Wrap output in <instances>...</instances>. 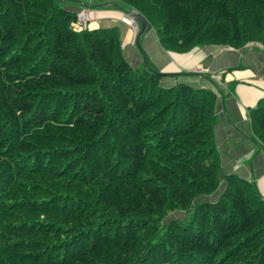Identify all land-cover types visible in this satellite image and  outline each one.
I'll return each instance as SVG.
<instances>
[{"label": "trees", "instance_id": "1", "mask_svg": "<svg viewBox=\"0 0 264 264\" xmlns=\"http://www.w3.org/2000/svg\"><path fill=\"white\" fill-rule=\"evenodd\" d=\"M96 1L172 53L264 46V0ZM76 21L60 0H0V264H264V198L223 173L218 93L164 86L116 28ZM250 120L264 146V99Z\"/></svg>", "mask_w": 264, "mask_h": 264}, {"label": "crops", "instance_id": "2", "mask_svg": "<svg viewBox=\"0 0 264 264\" xmlns=\"http://www.w3.org/2000/svg\"><path fill=\"white\" fill-rule=\"evenodd\" d=\"M61 1L76 14L89 11V30L116 28L126 60L134 68L145 65L137 47L140 33L136 36L130 26L132 11L99 7L96 0L91 5L89 0ZM140 44L151 67L166 75L162 80L164 86L186 83L218 93L214 133L223 173L253 182L264 198V146L256 141L250 120V111L264 99V49L205 46L187 54H176L166 51L157 33L149 28L140 38Z\"/></svg>", "mask_w": 264, "mask_h": 264}, {"label": "built area", "instance_id": "3", "mask_svg": "<svg viewBox=\"0 0 264 264\" xmlns=\"http://www.w3.org/2000/svg\"><path fill=\"white\" fill-rule=\"evenodd\" d=\"M90 1V5L93 3L94 0H89ZM90 22V14L89 11H81L78 15H77V21L74 24V29L77 32H81L84 31L86 29H88V23ZM131 29L134 31L135 35L137 36L140 33L141 30V25L136 21V20H131L130 23ZM215 81V79H213ZM217 81V80H216Z\"/></svg>", "mask_w": 264, "mask_h": 264}, {"label": "water", "instance_id": "4", "mask_svg": "<svg viewBox=\"0 0 264 264\" xmlns=\"http://www.w3.org/2000/svg\"><path fill=\"white\" fill-rule=\"evenodd\" d=\"M61 1V0H60ZM69 1H72V0H69ZM107 6H111L109 4H106ZM83 7L85 8H91L89 6H86L83 4ZM99 7H103V5H99ZM131 17L136 20L140 25H141V31H140V34H139V37H138V43H137V47H138V50L140 51V53L142 54V57L143 59L145 60V65H147V60H146V54L144 53L143 51V48L140 44V38L144 35V33L148 30V22L146 21V19H144V17L142 15H140L137 11H132L130 13ZM209 79V77H208ZM223 190V187L220 188V191ZM217 195V194H216ZM206 200H209V201H216L217 200V197L214 196V198L210 199V198H207Z\"/></svg>", "mask_w": 264, "mask_h": 264}, {"label": "rangeland", "instance_id": "5", "mask_svg": "<svg viewBox=\"0 0 264 264\" xmlns=\"http://www.w3.org/2000/svg\"><path fill=\"white\" fill-rule=\"evenodd\" d=\"M89 4V2H87V5ZM79 14V13H78ZM77 14V15H78ZM260 47H262L263 49H264V46L261 44V43H257V42H254V43H249V44H247L246 46H244L242 49H239V50H243V49H253V48H260ZM230 50H232V49H230ZM177 84V83H176ZM214 196H216V195H214ZM214 196H211V197H209L210 199L212 198H214ZM218 197V196H217ZM174 219H178V220H185L186 219V216H185V214L184 213H174V214H172V216H171V220H174ZM170 221V219H166V221L164 222V224H167V222H169ZM185 222V221H184Z\"/></svg>", "mask_w": 264, "mask_h": 264}]
</instances>
